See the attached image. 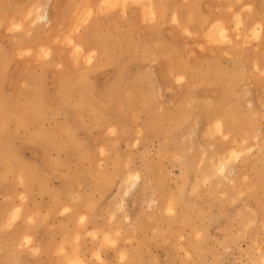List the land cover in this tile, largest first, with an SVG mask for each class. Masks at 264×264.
<instances>
[{
	"label": "rangeland",
	"instance_id": "rangeland-1",
	"mask_svg": "<svg viewBox=\"0 0 264 264\" xmlns=\"http://www.w3.org/2000/svg\"><path fill=\"white\" fill-rule=\"evenodd\" d=\"M143 1L0 18V264H264V0Z\"/></svg>",
	"mask_w": 264,
	"mask_h": 264
},
{
	"label": "bare ground",
	"instance_id": "bare-ground-1",
	"mask_svg": "<svg viewBox=\"0 0 264 264\" xmlns=\"http://www.w3.org/2000/svg\"><path fill=\"white\" fill-rule=\"evenodd\" d=\"M23 1V0H22ZM22 1H18V0H0V18H3V19H5V20H7V19H10V20H14V21H18V18L20 17V15L21 14H23L24 13V11L26 10V8L28 7V6H32V5H41L42 6V9H43V11L41 10V13H38L39 15H38V17L36 18V30H40L43 26H44V23H43V21H50V27H49V29H50V31H51V29H53L54 30V28H56L59 24H60V18L62 17V14L64 13V9H65V4H64V2H63V0H26V2H22ZM68 1H70V0H68ZM81 1H83V0H81ZM86 1V0H85ZM111 1V0H110ZM116 1V0H115ZM121 1V0H120ZM126 1V0H125ZM132 1V0H131ZM136 1V0H135ZM143 1V0H142ZM145 1V0H144ZM143 1V2H144ZM149 4H152V3H160V1L161 0H146ZM173 1V0H172ZM175 1V0H174ZM242 1V0H241ZM93 2V1H92ZM109 2V1H108ZM139 2V1H138ZM138 2H136V3H138ZM240 2V1H239ZM255 2V1H254ZM69 3V2H68ZM79 3H81V2H79ZM89 3V2H88ZM94 3H95V1H94ZM93 3V4H94ZM107 3V2H106ZM116 4L115 5H117L118 4V2H115ZM126 3V2H125ZM163 3H166V1L164 0V2ZM174 3V2H173ZM119 4H121V2L119 3ZM118 4V5H119ZM138 4H140V3H138ZM143 4V3H142ZM174 4H176V3H174ZM244 4V3H243ZM70 5V4H69ZM81 5H83V4H81ZM80 5V6H81ZM114 5V3L112 4V6ZM114 5V6H115ZM122 5V4H121ZM129 5H131V3L129 4ZM144 5V4H143ZM156 5V4H155ZM172 5V4H171ZM44 6V7H43ZM67 6V5H66ZM124 6V5H123ZM140 6H141V4H140ZM153 6V5H152ZM199 6H200V4H199ZM37 7V6H36ZM78 7V6H77ZM82 7V6H81ZM100 7H101V5H100ZM125 7V6H124ZM127 7H129V6H127ZM41 8V7H40ZM73 8V7H72ZM95 8H97V7H95ZM121 8H122V6H121ZM120 8V9H121ZM132 8V7H131ZM170 8H173V6L172 7H170ZM233 8V7H232ZM52 9V11H53V13H52V16H51V13H50V10ZM78 9V8H77ZM93 9V8H92ZM92 9H90V10H92ZM110 9V8H109ZM124 9V8H123ZM155 9V8H154ZM178 9V8H177ZM176 9V10H177ZM192 9V8H191ZM258 9V8H257ZM32 10V9H31ZM40 10V9H39ZM72 10V9H71ZM86 10V9H85ZM89 9H88V11H90ZM98 10V9H97ZM103 10V9H102ZM106 10V9H105ZM108 10V9H107ZM106 10V11H107ZM130 10V9H129ZM128 10V11H129ZM139 10H140V8L135 4L134 5V7L130 10V17H128L127 19H125V21H127L130 25H133L134 24V26H135V22H136V15H137V12L139 13ZM151 10H152V7H151ZM157 10H159V9H157ZM157 10H155L156 11V13H157ZM164 10V9H163ZM220 10H221V8H220ZM224 10V9H223ZM231 10V9H230ZM88 11H85V13L86 12H88ZM94 10H92V12H93ZM115 11H116V9H115ZM124 11V10H123ZM162 11V10H161ZM167 11H169V10H167ZM166 10H165V12H167ZM243 11V10H242ZM102 12V11H101ZM152 12H153V10H152ZM227 13H228V10L226 11ZM235 12V11H234ZM88 13H91V12H88ZM94 13V12H93ZM96 13V12H95ZM107 13V12H106ZM116 13V12H115ZM154 13V12H153ZM152 13V14H153ZM176 13H177V16L176 17H178V16H181V18L183 17V15H184V13H185V10H181V11H176ZM230 13V12H229ZM228 13V14H229ZM65 14V13H64ZM67 14V13H66ZM72 14V13H71ZM70 14V15H71ZM117 14V13H116ZM145 14H146V12L144 13V16H145ZM165 14V13H164ZM225 14V13H224ZM241 14V13H240ZM240 14H237L239 17H242V16H240ZM68 15V14H67ZM83 14H81V16H82ZM90 15V14H89ZM89 15H87V16H89ZM208 14H206V16H207ZM86 16V18H88ZM91 16V15H90ZM90 16H89V18H90ZM139 16V15H138ZM164 16V15H163ZM204 16V15H203ZM258 16V15H257ZM66 17V16H65ZM80 17V16H79ZM83 17V16H82ZM81 17V18H82ZM123 17V16H122ZM154 17V16H153ZM158 17H159V15H158ZM199 17V16H198ZM229 17V16H228ZM238 17V18H239ZM252 17V16H251ZM69 18V17H68ZM108 18L109 19H107L108 21V23H110V24H113V22L115 23V24H117L116 23V18H120L119 16L118 17H116V15L115 16H111L110 14L108 15ZM179 18V17H178ZM206 18V17H205ZM208 18V17H207ZM214 18H215V16L213 15V19L212 20H214ZM237 18V17H236ZM260 18V17H259ZM91 19L92 20H94V19H96V18H90V21H91ZM98 19V18H97ZM175 19H177V18H175ZM183 19V18H182ZM222 19V18H221ZM223 19H224V17H223ZM228 19V18H227ZM230 19V18H229ZM228 19V20H229ZM241 19V22H242V18H240ZM240 19L238 20V21H240ZM32 20V19H31ZM86 20V19H85ZM84 20V21H85ZM99 20V19H98ZM102 20V19H101ZM100 20V21H101ZM105 20V19H104ZM140 20V19H139ZM138 20V21H139ZM146 19H144V21H145ZM150 20H152V18L150 19ZM158 20H159V18H158ZM179 20H180V18H179ZM194 20H196V19H194ZM227 20V22H228V24H229V21ZM68 21H69V19H68ZM153 21V20H152ZM184 20H182L181 22L183 23V25L182 26H184L185 25V22H183ZM207 21V20H206ZM1 22V21H0ZM24 22V21H23ZM79 21L77 20V23H78ZM107 22H106V24H107ZM118 22V21H117ZM149 22V21H148ZM163 22V21H162ZM193 22V21H192ZM191 22V23H192ZM202 22H204V21H202ZM226 22V21H225ZM236 22H237V20H236ZM4 23V22H3ZM83 23V22H82ZM92 23V22H91ZM99 23V22H98ZM180 23V22H179ZM5 24V23H4ZM70 24V23H69ZM81 24V23H80ZM93 24H95L96 25V23L94 22ZM92 24V25H93ZM139 24H141V23H139ZM143 24H145V23H143ZM174 24V23H173ZM238 24H240V25H243L242 23H240V22H238ZM47 25V24H46ZM114 25V24H113ZM205 25V24H204ZM226 25V24H225ZM2 26V25H1ZM19 26H20V24H19ZM31 26V25H30ZM99 26H100V24H99ZM99 26H97V28L99 27ZM110 26H112V25H110ZM154 26V25H153ZM202 26V25H201ZM208 26V25H207ZM215 26V25H214ZM213 26V27H214ZM262 26V25H261ZM25 27V26H24ZM46 27V26H45ZM48 27V26H47ZM78 27V26H77ZM81 27H82V25H81ZM136 27V26H135ZM138 27V26H137ZM185 27V26H184ZM196 27V26H195ZM206 27V26H205ZM213 27H212V30H213ZM219 27V28H218ZM256 27V26H255ZM62 28V27H61ZM64 28V27H63ZM96 27H95V29H97ZM122 28H124V26L122 27ZM140 28V27H139ZM187 28H188V26H187ZM197 29L199 28V27H196ZM47 29V28H46ZM127 29V28H126ZM138 29V28H137ZM144 29V28H143ZM161 29V28H160ZM190 29V28H189ZM189 29H188V31H189ZM193 29V28H192ZM197 29L196 30H194V31H197ZM204 29H206V28H204ZM219 29V30H218ZM227 29L228 28H226L225 26H223L222 24H220V23H217V30L219 31V32H217V33H214L213 35L211 34V36H213L214 37V35L216 36V37H218L219 35H218V33H220L221 34V36H223V37H226V31H227ZM26 30V29H25ZM61 30V29H60ZM98 30V29H97ZM141 30V29H140ZM175 30H176V28H175ZM211 30V31H212ZM216 30V31H217ZM238 30H239V28H238ZM42 32H44L45 30H43V28H42V30H41ZM40 31V32H41ZM216 31H214V32H216ZM20 32V35H21V31H19ZM25 32V31H24ZM48 32V31H47ZM59 32V31H58ZM178 33H179V31H177ZM198 32H199V29H198ZM198 32H197V34H198ZM205 32V31H204ZM213 32V31H212ZM262 32H263V30H262ZM73 33V32H72ZM115 33V32H114ZM182 32L180 31V34H181ZM25 34V33H24ZM56 33H54V35H55ZM58 34V33H57ZM56 34V35H57ZM179 34V35H180ZM230 34V33H229ZM242 34V33H241ZM254 34V33H253ZM259 34V33H258ZM6 35V34H5ZM12 35H13V33H12ZM28 35V34H27ZM37 35V34H36ZM35 35V36H36ZM81 35V34H80ZM192 35V34H191ZM194 35V34H193ZM257 35V34H256ZM14 36V35H13ZM34 36V35H33ZM44 36H45V33H44ZM50 36V35H49ZM73 35H71V37H72ZM78 36V35H77ZM99 36V35H98ZM98 36H95V31H94V29L91 27V25H90V28L87 30V35H86V40L85 41H82L83 43H80V41L79 40H77V42H79V43H77V46H78V48H83L84 49V47H89V46H91V49L92 50H95L96 49V44H94V37H98ZM104 36V35H103ZM135 36V35H134ZM145 36V35H144ZM181 36V35H180ZM183 36V35H182ZM243 36H245L244 34H243ZM4 37V36H3ZM40 37V36H39ZM48 37V36H47ZM81 37V36H80ZM79 37V38H80ZM100 37V36H99ZM101 37H102V35H101ZM113 37V36H112ZM147 37V36H146ZM205 37V36H204ZM207 37V36H206ZM215 37V38H216ZM223 37H221L222 39H223ZM257 37V36H256ZM8 38V37H7ZM24 39H25V37H23ZM30 38V37H29ZM29 38H27V39H29ZM46 38V37H45ZM79 38H77V39H79ZM126 38V37H125ZM167 38V37H166ZM165 38V39H166ZM202 38V37H201ZM200 38V39H201ZM258 38V37H257ZM20 39V38H19ZM48 39V38H47ZM46 39V40H47ZM101 39V38H100ZM105 39H107L106 37H105ZM198 39V38H197ZM205 39V38H204ZM210 39V38H209ZM217 40H218V38H216ZM221 39V40H222ZM238 39V38H237ZM16 40V39H15ZM22 40V38L20 39V41ZM32 40V39H31ZM44 40V39H43ZM83 40V39H82ZM207 40V39H206ZM220 40V41H221ZM244 40V39H243ZM246 40V39H245ZM16 41H18V40H16ZM101 41V40H100ZM102 41L104 42V41H106V40H103V38H102ZM117 41V40H116ZM213 41V40H212ZM216 41V40H215ZM230 41H232V40H230ZM24 42V41H23ZM36 42V41H35ZM44 42V41H43ZM63 42V41H62ZM62 42H60V43H62ZM201 42V41H200ZM208 42H209V40H208ZM222 42V41H221ZM220 42V43H221ZM32 43V42H31ZM45 43V42H44ZM115 43V42H114ZM130 43V42H129ZM219 43V42H218ZM245 43V42H244ZM243 43V44H244ZM38 44V43H37ZM40 44V43H39ZM83 46H82V45ZM98 44V43H97ZM105 44V46H106V43H104ZM159 44V43H158ZM166 44V43H165ZM170 44V43H169ZM203 44V43H202ZM206 44V43H205ZM211 44V43H210ZM25 45V44H24ZM199 45V44H198ZM214 45V44H213ZM216 45V44H215ZM12 46L14 47L15 46V44L13 45L12 44ZM64 46V45H63ZM170 46V45H169ZM229 45H226V46H224V47H228ZM237 46V45H236ZM246 46V45H245ZM2 46H0V48H1ZM12 47V48H13ZM50 47V46H49ZM58 47V46H57ZM223 47V46H222ZM230 47V46H229ZM228 47V48H229ZM77 48V47H76ZM100 48V47H99ZM105 48V47H104ZM131 48V47H130ZM129 48V49H130ZM189 48V47H188ZM220 48V47H219ZM228 48H226V49H228ZM233 48H236V47H233ZM239 48V47H238ZM244 48V47H243ZM47 49V48H46ZM66 49V48H65ZM193 49V48H192ZM196 49V48H195ZM85 50V49H84ZM100 50V49H99ZM147 50H148V48H147ZM186 50V49H185ZM201 50V49H200ZM221 50V49H220ZM9 51V50H8ZM64 51V50H63ZM128 51V50H127ZM196 51V50H195ZM208 51H209V49H208ZM2 52V51H1ZM48 52V51H47ZM65 52V51H64ZM214 52H215V49H214ZM45 53V52H44ZM50 53V52H49ZM74 53V52H73ZM72 53V54H73ZM194 53V52H193ZM198 53V52H197ZM201 53V52H200ZM212 53V52H211ZM218 53V52H217ZM216 53V54H217ZM222 53V52H221ZM220 53V54H221ZM244 53V52H243ZM248 53V52H247ZM40 54V53H39ZM58 54V53H57ZM81 54V53H80ZM245 54H246V50H245ZM244 54V55H245ZM4 54H2V56H3ZM122 55V54H121ZM132 55H133V53H132ZM195 55V54H194ZM60 56V55H59ZM131 56V55H130ZM169 56H170V54H169ZM196 56V55H195ZM223 56V55H222ZM233 56V55H232ZM246 56H247V54H246ZM15 57H17V56H15ZM156 57H158V56H156ZM245 57V56H244ZM248 57V56H247ZM1 58V57H0ZM60 58V57H59ZM224 58V57H223ZM228 58H229V56H228ZM246 58V57H245ZM4 59V58H3ZM54 59V58H53ZM117 59V58H116ZM166 59V58H165ZM239 59V58H238ZM260 59V58H259ZM193 60V59H192ZM198 60V59H197ZM227 60H229V59H227ZM250 60V59H249ZM116 61H118V60H116ZM123 61V60H122ZM122 61L121 62H119L120 64L122 63ZM180 61V60H179ZM199 61V60H198ZM239 61V60H238ZM248 61V60H247ZM2 62V61H1ZM46 62V61H45ZM68 62V61H67ZM197 62V61H196ZM195 62V63H196ZM244 62V61H243ZM249 62V61H248ZM257 62V61H256ZM47 63V62H46ZM180 63V62H179ZM242 63V62H241ZM49 64V63H48ZM89 64V63H88ZM119 64V65H120ZM178 64V63H177ZM197 64V63H196ZM37 65H38V62H37ZM46 64H44V66H45ZM52 65V64H51ZM69 65H71V64H69ZM118 65V64H117ZM158 65V64H157ZM174 65V64H173ZM245 66H247L246 64H245ZM43 67V66H42ZM47 67H49V66H47ZM71 67V66H70ZM106 67V66H105ZM112 67V66H111ZM178 67V66H177ZM226 67V66H225ZM33 68V67H32ZM91 68V67H90ZM159 68V67H158ZM174 68H176V67H174ZM245 68V67H244ZM45 69H46V67H45ZM179 69V68H178ZM187 69V68H186ZM34 70V69H33ZM38 70V69H37ZM64 70V69H63ZM176 70V69H175ZM225 71H226V69H224ZM246 70V69H245ZM5 72H6V70H4ZM28 71V70H27ZM26 71V72H27ZM43 71V70H42ZM89 71H90V69H89ZM186 71V70H185ZM24 72V71H23ZM26 72H25V74H26ZM45 72H46V70H45ZM65 72H67V70L65 71ZM69 72H71V71H69ZM68 72V73H69ZM179 72V71H178ZM16 73V72H15ZM57 73V72H56ZM80 73H82V72H80ZM89 73V72H88ZM113 73V72H112ZM230 73V72H229ZM22 74V73H21ZM44 74V73H43ZM67 74V73H66ZM155 74V73H154ZM23 75V74H22ZM60 74H58V76H59ZM70 75H72L71 73H70ZM69 75V76H70ZM231 75H232V73H231ZM263 75V74H262ZM18 76V75H17ZM40 76V75H39ZM39 76H37V77H39ZM55 76H57V75H55ZM57 76V77H58ZM68 76V77H69ZM81 76H82V74H81ZM89 76V75H88ZM87 76V77H88ZM246 76V75H245ZM245 76H244V78H245ZM30 77V76H29ZM36 77V76H35ZM34 77V78H35ZM73 77V76H72ZM21 78V77H20ZM45 78V77H44ZM70 78V77H69ZM85 78V77H84ZM141 78V77H140ZM186 78V77H185ZM243 78V79H244ZM17 79H18V77H17ZM16 79V80H17ZM57 79V78H56ZM249 79V78H248ZM1 81H2V79H0ZM57 81V80H56ZM70 81V80H69ZM180 81V80H179ZM249 81V80H248ZM27 82V81H26ZM61 82H62V80H61ZM84 82V81H83ZM86 82V81H85ZM88 82V81H87ZM241 82H243V81H241ZM29 83V82H28ZM185 83V82H184ZM2 84V83H1ZM31 84H33V83H31ZM62 84V83H61ZM73 84H75V83H73ZM72 84V85H73ZM81 84H82V82H81ZM86 84V83H85ZM210 84V83H209ZM249 84V83H248ZM49 85V84H48ZM33 86V85H32ZM32 86H30L28 89H30L29 90V92H27L28 93V95L30 96V98L32 99V94L33 93H38V92H40V90H38V87H37V90H35V86L34 87H32ZM76 86V85H75ZM84 86V85H83ZM153 86V85H152ZM63 87H65V85L63 86ZM67 87V86H66ZM13 88V87H12ZM201 88V87H200ZM203 88V87H202ZM34 89V90H33ZM42 89V88H41ZM47 89V88H46ZM171 89V88H170ZM25 90V89H24ZM74 90V89H73ZM36 91V92H35ZM38 91V92H37ZM48 91H49V89H48ZM62 91V90H61ZM93 91V90H92ZM91 91V92H92ZM24 92V91H23ZM23 92H22V94H23ZM218 92V91H217ZM16 93V92H15ZM63 93V92H62ZM93 94V93H92ZM34 95V94H33ZM229 95V94H228ZM21 96V95H20ZM36 96H38V95H35V97ZM45 96V95H44ZM35 97H33V99H36ZM39 97H40V95H39ZM167 97V96H166ZM226 97H228V96H226ZM253 97V96H252ZM1 98V97H0ZM24 98V97H23ZM26 98V97H25ZM44 99V97H41V99ZM255 98V97H254ZM3 99H4V97H3ZM2 99V100H3ZM32 99V100H33ZM43 99H42V101H43ZM71 99V98H70ZM28 100V99H27ZM37 100H39L37 103H39L41 100L40 99H38L37 98ZM37 100H35V102L37 101ZM72 100V99H71ZM70 100V101H71ZM196 100V99H195ZM200 100V99H199ZM198 100V101H199ZM237 100V99H236ZM5 101H6V99H5ZM239 101V100H238ZM4 102V101H3ZM21 103V102H20ZM28 104V103H27ZM31 104H36V103H34V102H32ZM250 104H252V103H250ZM15 105V104H14ZM36 105H39V104H36ZM41 105H43L42 104V102H41ZM1 106V105H0ZM25 106V105H24ZM40 106V105H39ZM161 106V105H160ZM38 107V106H37ZM44 107V106H43ZM77 107V106H76ZM2 110H1V113H3V106H1L0 107ZM26 108H28V107H26ZM30 108V107H29ZM75 108V107H74ZM48 109H49V107H48ZM252 109V108H251ZM35 111H36V107H35ZM7 112V111H6ZM5 113V112H4ZM50 114V113H49ZM2 115V114H1ZM4 115V114H3ZM13 115V114H12ZM58 115V114H57ZM39 116V115H38ZM7 117V116H6ZM5 117V118H6ZM58 117V116H57ZM1 118V117H0ZM49 118H51V116L49 117ZM48 118V119H49ZM70 118V117H69ZM6 120V119H5ZM4 120V121H5ZM74 120V119H73ZM223 120V119H222ZM238 121V120H237ZM236 121V122H237ZM3 122V121H2ZM1 122V123H2ZM61 122V121H60ZM114 122V121H113ZM224 123V122H223ZM222 121H218V126H219V129L222 127L223 128V126H222ZM48 124V123H47ZM235 124V123H234ZM226 126H227V124H225ZM107 126V125H106ZM214 127V126H213ZM102 128V127H101ZM179 128V127H178ZM228 128V127H227ZM99 129V128H98ZM211 129V128H210ZM2 131V130H1ZM212 132H213V130H211ZM222 132V131H221ZM49 134V133H48ZM108 134V133H107ZM3 135V134H2ZM42 135V134H41ZM40 135V136H41ZM4 136V135H3ZM33 136V135H32ZM35 136H36V134H35ZM34 137V136H33ZM47 137V136H46ZM123 137V136H122ZM195 137V136H194ZM211 137V136H210ZM91 138V137H90ZM35 139V138H34ZM198 140V139H197ZM253 140V139H252ZM249 141V140H248ZM88 142V141H87ZM118 142V141H117ZM187 142V141H186ZM86 143V142H85ZM1 145V144H0ZM116 145V144H115ZM223 145V144H222ZM244 145V144H243ZM26 147V146H25ZM123 147V146H122ZM182 148V147H181ZM192 149V148H191ZM235 149V148H234ZM13 150L14 149H12V152H13ZM15 151H17V150H15ZM2 150H0V159L3 161L4 159V157H2L3 155H2ZM113 152V151H112ZM190 152V151H189ZM231 150H230V154H231ZM107 153V152H106ZM216 153H217V151H216ZM215 153V151H214V154H216ZM11 154V153H10ZM34 154V153H33ZM245 154V153H244ZM259 154V153H258ZM4 155H6V154H4ZM217 155V154H216ZM262 155H264V154H262ZM11 156V158H12V156L13 155H10ZM17 156V155H16ZM19 156V155H18ZM220 156H221V154H220ZM219 156V157H220ZM242 156V155H241ZM14 157V156H13ZM20 157H22L23 158V156H21V154H20ZM246 157V156H245ZM264 157V156H263ZM10 158V157H9ZM10 158V159H11ZM208 158V157H207ZM17 159H20V158H17ZM27 159V158H26ZM175 159V158H174ZM16 160V159H15ZM46 160V159H45ZM55 160V159H54ZM119 160H120V157H119ZM221 160V159H220ZM226 160V159H225ZM251 160V159H250ZM249 160V161H250ZM264 160V159H263ZM11 161H12V159H11ZM20 161V160H19ZM18 161V162H19ZM227 161V160H226ZM228 161H229V159H228ZM227 161V162H228ZM26 162V161H25ZM24 162V163H25ZM131 162V161H130ZM188 162V161H187ZM20 163V165H21V163H22V160L19 162ZM33 163V162H32ZM119 163V162H118ZM202 163H203V161H202ZM201 163V164H202ZM213 163V162H212ZM12 164H14V163H12ZM16 164V163H15ZM28 165V163L26 162L25 163V165ZM30 164V163H29ZM128 164H130V163H128ZM200 164V165H201ZM8 165H10V169H12L11 168V164H8ZM215 165V164H214ZM234 165V164H233ZM13 166H15V165H13ZM59 166V165H58ZM118 166V165H117ZM117 166H116V168H117ZM16 167H18V165L16 166ZM27 168L26 169H28V167H29V165L28 166H26ZM128 167V166H127ZM130 167V166H129ZM128 167V168H129ZM225 167H226V162L225 161H220V163H219V166H218V168L217 169H220L221 171H224V169H225ZM4 168V167H3ZM9 168V167H8ZM16 170V169H15ZM23 170H25V169H23ZM202 170V169H201ZM27 171V170H26ZM192 171V170H191ZM214 171V170H213ZM212 171V172H213ZM11 173L13 172V171H10ZM202 172V171H201ZM226 172V171H225ZM28 174H29V170H28V172H27ZM7 174V173H6ZM257 174V173H256ZM23 175H27L26 173L25 174H23ZM218 175V174H217ZM236 175V174H235ZM251 175V174H250ZM116 176H117V174H116ZM258 176H259V174H258ZM9 177V176H8ZM248 177V176H247ZM257 178V177H256ZM139 179V178H138ZM153 179V178H152ZM190 179V178H189ZM237 179H239V178H237ZM259 179H260V177H259ZM258 179V181H260ZM31 180V179H30ZM199 180V179H198ZM240 180V179H239ZM23 181H24V178H23ZM26 181V180H25ZM42 181V180H41ZM222 181V180H221ZM236 181H238V180H236ZM31 182V181H30ZM242 182V181H241ZM244 182H246V181H244ZM31 183H33V182H31ZM119 183V182H118ZM113 184V183H112ZM221 184V186H223L222 184V182L220 183ZM256 184V183H255ZM122 185V184H121ZM233 185H234V183H233ZM26 186V185H25ZM225 186V185H224ZM223 186V187H224ZM255 187H256V185H254ZM253 186V187H254ZM219 187V186H218ZM226 187V186H225ZM29 188V187H28ZM42 188H43V186H42ZM19 189V188H18ZM52 189H54V188H52ZM250 189V188H249ZM242 190V189H241ZM248 190V189H247ZM251 190V189H250ZM32 193V192H31ZM184 193H185V191H184ZM45 194V193H44ZM130 194V193H129ZM179 196V195H178ZM214 196H216V195H214ZM11 197V196H10ZM58 197V196H57ZM88 197V196H87ZM187 197V196H186ZM237 197V196H236ZM154 199V198H153ZM175 199V198H174ZM17 200V199H16ZM252 201V200H251ZM175 202V201H174ZM12 203V202H11ZM13 204H15V203H13ZM181 204V203H180ZM12 205V204H11ZM26 205V204H25ZM75 205V204H74ZM69 206V205H68ZM96 206V205H95ZM153 206V205H152ZM72 207H73V205H72ZM160 207V206H159ZM58 208H59V206H58ZM74 208V207H73ZM124 208V207H123ZM176 208V207H175ZM8 209V208H7ZM31 209V208H30ZM76 209V208H75ZM173 209V208H172ZM20 210V209H19ZM67 210H69V209H67ZM122 210V209H121ZM157 210V209H156ZM189 210H191V209H189ZM123 211V210H122ZM5 212V211H4ZM50 212V211H49ZM70 212V211H69ZM170 212V211H169ZM195 213V212H194ZM213 213V212H212ZM243 213V212H242ZM90 214V213H89ZM173 214H174V211H173ZM178 214H180L179 212H178ZM215 214V213H214ZM4 215V214H3ZM40 215V214H39ZM157 216V215H156ZM16 217V216H15ZM41 217V216H40ZM93 217H95V216H93ZM130 217V216H129ZM163 217H164V215H163ZM33 218V217H32ZM196 218V217H195ZM75 219V218H74ZM118 219V218H117ZM153 219V218H152ZM90 220V219H89ZM95 220V219H94ZM139 220V219H138ZM39 221V220H38ZM115 221V220H114ZM92 222V221H91ZM36 223V222H35ZM132 223V222H131ZM130 223V224H131ZM252 223V222H251ZM39 224V223H38ZM128 224V223H127ZM11 225V224H10ZM9 225V226H10ZM36 226V225H35ZM142 226V225H141ZM171 226V225H170ZM200 226V225H199ZM118 227H119V225H118ZM257 227V226H256ZM33 228H35L34 226H33ZM113 228V227H112ZM125 228V227H124ZM133 228V227H132ZM144 228V227H143ZM196 228V227H195ZM29 229V228H28ZM108 229V228H107ZM142 229V228H141ZM50 231V230H49ZM105 231V230H104ZM121 231V230H120ZM119 231V232H120ZM125 231V230H124ZM129 232V231H128ZM134 232V231H133ZM3 233V232H2ZM25 233V232H24ZM204 232H202V234H203ZM240 233V232H239ZM24 235H26V233L24 234ZM139 235H140V233H139ZM236 235V234H235ZM128 236V235H127ZM247 236H249V235H247ZM34 237V236H33ZM67 237V236H66ZM122 237V236H121ZM194 237V236H193ZM117 238H118V236H117ZM214 238H216V237H214ZM11 239V238H10ZM16 239V238H15ZM58 239V238H57ZM122 239V238H121ZM193 239V238H192ZM204 239V238H203ZM36 240V239H35ZM229 240H231V239H229ZM207 241V240H206ZM125 242V241H124ZM129 242V241H128ZM186 242V241H185ZM201 242V241H200ZM212 242V241H211ZM16 243V242H15ZM83 243V242H82ZM138 243V242H137ZM234 243V242H233ZM37 244H39V243H37ZM78 244V243H77ZM140 244V243H139ZM186 244V243H185ZM12 245V244H11ZM141 245V244H140ZM143 245H144V243H143ZM2 246V245H1ZM197 246H199V245H197ZM66 247V246H65ZM201 247V246H200ZM212 247V246H211ZM138 248V247H137ZM144 248V247H143ZM198 248V247H197ZM64 249V248H63ZM82 249V248H81ZM80 249V250H81ZM132 249H133V247H132ZM187 249V248H186ZM39 250V249H38ZM65 250V249H64ZM118 250V249H117ZM141 250V249H140ZM2 251V250H1ZM32 251V250H31ZM77 251H78V249H77ZM142 252H143V250H142ZM202 252V251H201ZM223 252V251H222ZM252 252V251H251ZM15 253V252H14ZM39 253V252H38ZM131 253V252H130ZM136 253V252H135ZM201 254V253H200ZM9 255V254H8ZM142 255V254H141ZM102 256V255H101ZM127 256H129V255H127ZM261 256V255H260ZM9 257V256H8ZM14 257V256H13ZM131 258V257H130ZM144 258V257H143ZM7 259V258H6ZM67 259V258H66ZM100 259V258H99ZM168 259V258H167ZM252 259V258H251ZM2 261V260H1ZM0 261V262H1ZM4 261V260H3ZM11 261V260H10ZM97 261V260H96ZM128 260H126V262H127ZM146 261V260H145ZM158 261V260H157ZM198 261V260H197ZM201 261V260H200ZM13 262V261H12ZM30 262V261H29ZM32 264V263H31ZM37 264V263H36ZM71 264H82L81 262H80V260L79 261H72L71 262ZM120 264V263H119ZM195 264H197V263H195ZM200 264V263H199ZM243 264V263H242ZM263 264V263H262Z\"/></svg>",
	"mask_w": 264,
	"mask_h": 264
},
{
	"label": "crops",
	"instance_id": "crops-1",
	"mask_svg": "<svg viewBox=\"0 0 264 264\" xmlns=\"http://www.w3.org/2000/svg\"><path fill=\"white\" fill-rule=\"evenodd\" d=\"M20 1V0H19ZM76 1H81V0H70V1H68V0H65V14L66 13H68V7L69 6H72V5H75L76 4ZM89 1V3H94V1H95V3L93 4V5H96L97 3L99 4V1L100 0H88ZM93 1V2H92ZM69 2V3H68ZM81 3H82V1H81ZM70 4V5H69ZM67 5V6H66Z\"/></svg>",
	"mask_w": 264,
	"mask_h": 264
}]
</instances>
